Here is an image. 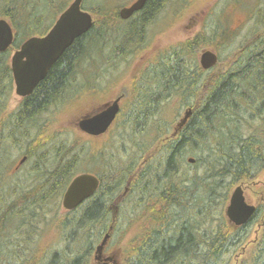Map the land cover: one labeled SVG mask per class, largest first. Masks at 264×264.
Wrapping results in <instances>:
<instances>
[{
	"label": "trees",
	"instance_id": "obj_1",
	"mask_svg": "<svg viewBox=\"0 0 264 264\" xmlns=\"http://www.w3.org/2000/svg\"><path fill=\"white\" fill-rule=\"evenodd\" d=\"M70 1L0 0V18L14 33L11 47L0 52V264H90L106 236L105 246L113 239L119 246L134 225L131 240L119 246L123 264H227L224 257L243 239L242 228L264 211L257 206L241 226L225 216L231 188L264 167V31L239 48L241 55L228 69L210 78L204 74L211 68L203 70L194 58L197 49L209 45L204 33L186 39L177 52L142 74L126 118L119 116L120 109L114 121L119 130L133 129L119 146L99 149L105 164L103 172L92 173L98 188L67 211L61 198L80 173L86 147L44 134L47 114L81 87L78 71L86 59L127 56L125 49L143 37L144 28L168 3L146 0L130 21H123L112 14L109 0H83L82 9L93 18L90 29L63 52L31 94L6 112L12 86L9 53L27 38L44 35L53 23L34 25L43 24L48 11L60 14ZM261 4L252 36L264 29V0ZM177 96L183 100L179 107L191 109L181 126L182 116L177 119V104L171 102ZM255 115L257 125L245 129L243 122ZM11 146L21 147L25 158L12 170ZM262 225L257 246L243 264H263L264 219Z\"/></svg>",
	"mask_w": 264,
	"mask_h": 264
},
{
	"label": "rangeland",
	"instance_id": "obj_2",
	"mask_svg": "<svg viewBox=\"0 0 264 264\" xmlns=\"http://www.w3.org/2000/svg\"><path fill=\"white\" fill-rule=\"evenodd\" d=\"M133 1L109 0L110 10L112 14L118 13L119 8L128 6ZM261 3L262 0H168L167 5L151 20L144 29L145 31L143 30V37L134 41L131 45L132 47L125 49L128 53L127 56L123 57L121 55L117 57L110 53V56H107L108 60H102L103 62H101L100 59H96V55L94 54L92 56L94 60H85V64L83 65H86V67L79 69L77 77V83L81 87H78L76 93L72 92L70 96L60 103L53 104L52 110L47 114L49 122L44 134H59L60 138L74 142L77 146L85 145L86 152L80 161L81 165L78 167L80 173L103 172L105 161L100 158L99 149H108L110 144L119 146V140L126 139L130 133L129 129L132 130L133 128L129 126L128 130L122 128L119 130V126L117 127L115 125L116 122H114L108 132L94 137L79 130L77 126L78 120L81 117L101 111L103 109L101 107H104V104L111 102L121 94L124 97L121 100L119 116L121 118L125 116L126 118L129 103L135 95L133 91H135V87L140 86L143 79V77L141 78L142 74L146 75L151 66L153 67L161 58L169 56L172 50L177 52L176 46L178 47L186 39L198 33L205 34V40L207 39L209 45L203 44L202 49H197L194 55L195 61L198 63L199 55L205 49L215 51L219 56V61L211 68L210 73H205L204 75L210 78L214 74L225 71L241 55L242 49L239 48L243 44H245L243 46L245 47L252 43L264 31L263 29L259 34L251 35L252 31L254 32L255 30L254 28H256L254 27L255 20H253V16L257 7L259 5L261 7ZM58 15L54 16L52 12L48 11L45 17L46 21L41 25L35 24L34 28H42L48 23H54ZM218 25L223 27L221 28L220 26L218 28ZM226 29L230 31L228 37L227 34L222 36L220 32L227 31ZM13 50L8 55V65L10 61L9 56H11ZM194 58H190L193 67ZM11 84L8 103L5 108L6 112L15 109L22 99L14 93V85L13 83ZM90 86L92 90L88 89ZM184 97L187 104L188 102L191 103V99H188L186 94ZM172 100L171 102L177 104L175 105L178 111L177 119H180L184 111L188 109V105L184 104L179 107L183 101L179 96L174 97ZM122 112L125 114L120 115ZM256 115L253 119L247 118L243 122L245 123L243 125L245 129L250 125L251 127H253V124L257 125L259 117ZM20 148L14 146L9 148L8 167L11 170L17 169L24 164V162L19 163L23 157ZM88 150L93 152L94 155L92 157L88 155ZM188 157L191 156L188 155ZM24 160L25 158L22 161ZM187 167L193 170L190 165ZM239 184L243 188V193L248 203L256 207L259 205L264 206V167L256 177L242 180L231 189L233 190ZM263 219L264 211L263 213L260 211L259 214L242 228L240 234L243 239L240 243L238 242L232 246V250L224 257L227 264H243L244 261L250 259L263 231ZM135 226H130L126 230L119 246L131 240V237L135 233ZM114 240L104 247L102 256L106 257L110 255L115 264H123L121 249ZM97 256L93 257L90 264L100 263L96 259ZM262 262L264 264V259Z\"/></svg>",
	"mask_w": 264,
	"mask_h": 264
},
{
	"label": "water",
	"instance_id": "obj_3",
	"mask_svg": "<svg viewBox=\"0 0 264 264\" xmlns=\"http://www.w3.org/2000/svg\"><path fill=\"white\" fill-rule=\"evenodd\" d=\"M82 2L83 0H72L44 35L27 38L18 49L13 51L10 57V69L14 93L17 96L23 98L31 94L63 52L76 38L90 29L93 18L88 11L82 9ZM145 2L146 0H134L128 6L119 8V17L122 19L130 17L134 12L139 11ZM13 38L11 25L6 19L0 18V52L11 47ZM217 61V54L210 49L203 50L198 58V63L203 70L213 67ZM120 99L121 96H118L106 103L101 111L81 117L77 122L79 130L89 136H99L105 133L120 110ZM190 113V108L184 111L179 120V126L184 124ZM189 161L194 162L192 158H189ZM98 185L99 179L94 174L75 175L62 195V208L67 211L74 209L90 197ZM255 210V205L246 201L242 186L237 185L231 191L225 208L228 221L235 226L244 225L251 219ZM106 238L107 236L97 246V254L102 252Z\"/></svg>",
	"mask_w": 264,
	"mask_h": 264
},
{
	"label": "flooded vegetation",
	"instance_id": "obj_4",
	"mask_svg": "<svg viewBox=\"0 0 264 264\" xmlns=\"http://www.w3.org/2000/svg\"><path fill=\"white\" fill-rule=\"evenodd\" d=\"M137 12V11H136ZM135 13V12H134ZM132 16V15H131ZM131 16L130 17H128V18H126V19H124L125 21H128V20H130L131 19ZM120 18V17H119ZM121 20H123L122 18H120ZM123 20V21H124ZM145 29V28H144ZM19 48V47H18ZM17 48V49H18ZM15 50V49H14ZM13 50V51H14ZM215 52V51H214ZM216 53V52H215ZM217 54V53H216ZM12 55V54H11ZM217 56H218V54H217ZM11 56H9V58H10ZM219 57V56H218ZM9 69H10V61H9ZM200 66V65H199ZM212 68V67H211ZM210 69V68H209ZM208 70V69H207ZM10 76H11V81H13V79H12V73H11V69H10ZM13 83V82H12ZM14 85V84H13ZM121 96V99H120V109H121V100L123 99V97H124V95L123 94H121L120 95ZM24 98V97H23ZM105 105V104H104ZM103 107H101V109H102ZM100 109V110H101ZM113 125V124H112ZM111 125V126H112ZM111 126L108 128V130H107V132L109 131V129L111 128ZM245 225V224H244ZM98 261H100V263L99 264H115V261H113L112 260V257L109 255V256H106V257H103L102 256V252L101 253H99L98 254V256H97V258H96Z\"/></svg>",
	"mask_w": 264,
	"mask_h": 264
},
{
	"label": "bare ground",
	"instance_id": "obj_5",
	"mask_svg": "<svg viewBox=\"0 0 264 264\" xmlns=\"http://www.w3.org/2000/svg\"><path fill=\"white\" fill-rule=\"evenodd\" d=\"M124 20V19H123ZM127 20V19H126ZM125 21V20H124Z\"/></svg>",
	"mask_w": 264,
	"mask_h": 264
}]
</instances>
